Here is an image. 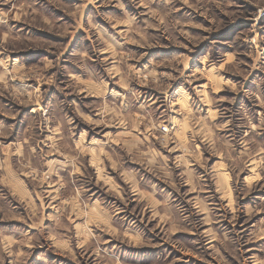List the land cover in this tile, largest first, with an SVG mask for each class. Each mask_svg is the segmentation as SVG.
Here are the masks:
<instances>
[{"label":"rangeland","instance_id":"rangeland-1","mask_svg":"<svg viewBox=\"0 0 264 264\" xmlns=\"http://www.w3.org/2000/svg\"><path fill=\"white\" fill-rule=\"evenodd\" d=\"M0 264H264V0H0Z\"/></svg>","mask_w":264,"mask_h":264}]
</instances>
